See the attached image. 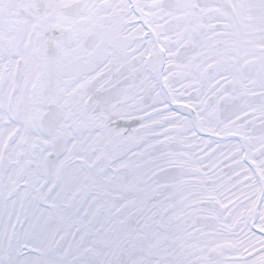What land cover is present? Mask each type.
<instances>
[{
	"label": "snow or ice",
	"instance_id": "obj_1",
	"mask_svg": "<svg viewBox=\"0 0 264 264\" xmlns=\"http://www.w3.org/2000/svg\"><path fill=\"white\" fill-rule=\"evenodd\" d=\"M0 264H264V0H0Z\"/></svg>",
	"mask_w": 264,
	"mask_h": 264
}]
</instances>
